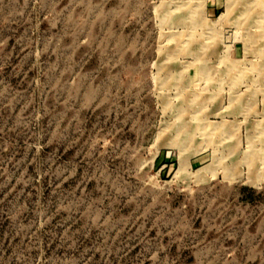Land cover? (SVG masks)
<instances>
[{
    "label": "rangeland",
    "instance_id": "obj_1",
    "mask_svg": "<svg viewBox=\"0 0 264 264\" xmlns=\"http://www.w3.org/2000/svg\"><path fill=\"white\" fill-rule=\"evenodd\" d=\"M0 264H264V0H0Z\"/></svg>",
    "mask_w": 264,
    "mask_h": 264
},
{
    "label": "bare ground",
    "instance_id": "obj_2",
    "mask_svg": "<svg viewBox=\"0 0 264 264\" xmlns=\"http://www.w3.org/2000/svg\"><path fill=\"white\" fill-rule=\"evenodd\" d=\"M229 5V4H228ZM221 28V27H220Z\"/></svg>",
    "mask_w": 264,
    "mask_h": 264
}]
</instances>
